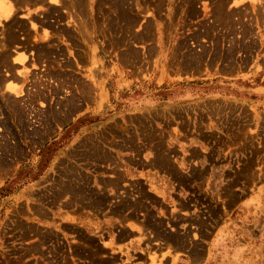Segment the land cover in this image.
<instances>
[{"label":"rangeland","instance_id":"1","mask_svg":"<svg viewBox=\"0 0 264 264\" xmlns=\"http://www.w3.org/2000/svg\"><path fill=\"white\" fill-rule=\"evenodd\" d=\"M49 1L55 4L3 0L0 20L6 16L20 29L22 59L13 67L26 74L24 84L39 89L30 90L31 99L44 92L45 84L37 85L46 79L29 74L49 72L55 104L61 93L78 89L90 111L80 138L39 177L28 164L8 175L22 149L18 142L6 143L13 135L4 129L3 137L0 129V264H168L155 249L139 248L145 234L156 243L171 238L188 244L190 236L198 238L192 264H221L229 258L221 255L222 248L230 245L223 238L208 245L211 231L232 220L237 235V204L244 195L237 190L255 165H264V119L260 129L254 111L264 106V0ZM20 7L26 18L9 15ZM53 24L51 39L46 25ZM91 56L100 61L98 77L111 75L112 68L132 76L104 81L106 101L100 110L91 103ZM176 78L183 80L168 82ZM126 100L150 106L124 112L130 108ZM26 112L24 105L19 116L24 142L31 137ZM76 132H69L70 141ZM169 135L181 141L180 150L165 144ZM255 136L263 137V160ZM143 145L157 164L167 166L168 191L165 182L161 191L135 183L104 192L99 177L115 171L113 155ZM196 157L214 174L184 169ZM171 159H179L184 171ZM182 205L191 210L185 218L177 216ZM62 213L69 214L67 220L60 219ZM127 226L135 231L128 234ZM133 235L139 238L132 240ZM241 260L253 264L245 254Z\"/></svg>","mask_w":264,"mask_h":264},{"label":"crops","instance_id":"2","mask_svg":"<svg viewBox=\"0 0 264 264\" xmlns=\"http://www.w3.org/2000/svg\"><path fill=\"white\" fill-rule=\"evenodd\" d=\"M3 0H0V2ZM46 3L54 5L49 0H45ZM31 5L34 4L30 1ZM37 4V3H36ZM18 8L13 13L9 15L14 16L16 19L21 20L26 18L27 11ZM0 9V15H1ZM23 11V12H20ZM29 14L33 16L36 13L35 8H29ZM7 17L4 16L0 21V129L4 131L7 129V133L12 134V138H9L6 143H11L14 141L18 142L21 146L20 159H15L10 167V172L8 175L17 174L19 170H22L27 164L32 168L33 175L36 174L37 177L45 175L48 171L54 168L56 165L57 157L60 153L66 152V148L69 144H72L77 139L80 138L83 131L86 130V117L89 115L90 108H87V102L84 97L80 95L78 89H74L71 93H61L58 97L61 102L54 103L53 97V75L49 72H31L29 74L30 79H46V82H42L38 88L42 89L44 84V92L41 90L40 95H36L35 99L30 98V90L38 92L39 89H33L24 84L27 79L26 74L16 71L13 66H17L21 63V36L17 33L20 29H17V25L7 23ZM50 29L51 35L49 38L53 39L54 27L55 25H46ZM65 27V26H64ZM27 28L30 32H33L32 27L27 24ZM1 33H3L1 35ZM44 39L43 36L39 40ZM48 40V38H46ZM38 41V40H37ZM36 41V42H37ZM33 42L32 35L30 36V43ZM31 56H27V60L30 61ZM89 72L94 80L95 86V96L91 99V103L94 101L93 110H100L104 106L105 100V88L104 81L107 78L117 79H127L131 80L132 76L126 71H116L112 68V74L106 73L104 78L98 77L97 66L100 62L95 56L88 58ZM13 67V70H3L4 67ZM95 66V67H94ZM79 76L83 77V74L79 72ZM85 81V79H81ZM183 80V78L168 80L169 83L174 84L177 81ZM51 81V82H50ZM167 81V80H166ZM264 86L261 87V90ZM51 93V96L48 94ZM118 91L115 90V96H117ZM51 97V98H50ZM128 107L125 111H144L146 107L150 106L147 101L141 100L137 102H132L131 100H126ZM91 103L89 105H91ZM27 105V112L25 113L28 117V124L25 128L30 131V139L23 141L19 137L21 133V117L20 109L22 106ZM259 108H254L255 115L260 116L261 123L259 125L262 129V119L264 116V106L263 103L258 104ZM71 107H75L71 111ZM34 121V122H33ZM76 130L77 132L73 136L72 141L69 140L68 134L70 131ZM3 137L6 136V130L4 131ZM9 137V136H8ZM71 142V143H70ZM181 141L177 140L175 136L169 135L166 137L165 144L170 146H177L176 149L180 150L178 144ZM255 148H260L259 159L263 160L262 144L263 137H254ZM68 144V146H67ZM194 143H190L189 146L192 148ZM148 146V145H147ZM183 154L187 152L181 151ZM179 153L178 158L181 157L182 153ZM189 155L192 151H188ZM146 146L131 148L128 151L122 153H115L113 155V162L116 163L115 171L101 173L99 181L103 184L104 192H119L125 190V187L139 183L145 186L147 191H153L150 189L151 185L156 186V191H161L162 185L166 182L165 191H168V186L170 179H168L169 173L167 171V166L165 164H157L155 158ZM196 162L190 163L186 162L184 169L188 168H205L207 174H214L213 171L209 172V165H205L204 162H200L201 158L196 157ZM174 160V159H173ZM171 159V161H173ZM178 160L173 161L175 166L180 170L184 169L178 163ZM99 166H102L99 163ZM111 165L110 167H112ZM108 168L107 164L104 166ZM253 169V174L251 178H245L243 182V187L238 188L239 196L242 195L237 204L238 209V229L237 235L232 228L233 221L229 223L225 222L223 225L213 228L209 239L207 241L208 245H213L216 240L223 238L230 246L222 248L223 252L221 255L224 257H229L223 260L221 264H241L242 261H237L239 255L245 254L250 257L248 262L253 264H264V165L261 163L255 165ZM94 175V174H93ZM39 179L36 180L38 182ZM170 205L169 207H171ZM186 208L182 205V209L178 212V217L185 218L186 213L191 214V210L185 211ZM69 214H60L61 220H67ZM134 221V220H133ZM128 221L125 223L127 224ZM183 229V228H180ZM186 229H184L185 231ZM135 230L127 226L128 234L134 232ZM180 231V230H179ZM132 240H137V235L132 236ZM141 240V241H140ZM145 240V241H144ZM156 240H150V234L144 235V239H138L141 242V250L147 251L146 247H151L155 249L157 257L163 258L168 264H177L182 262H187L192 264L191 257L194 251L197 249L195 247L198 243V238L194 239L190 236L189 243L183 244L173 241L171 238L165 241L155 242ZM203 241V240H201ZM137 242V244H138ZM187 243V242H186ZM135 245L136 242H133ZM140 252V251H139ZM146 255V254H145ZM235 255H237L235 257ZM244 264V263H243Z\"/></svg>","mask_w":264,"mask_h":264},{"label":"bare ground","instance_id":"3","mask_svg":"<svg viewBox=\"0 0 264 264\" xmlns=\"http://www.w3.org/2000/svg\"><path fill=\"white\" fill-rule=\"evenodd\" d=\"M1 2H2V3H1ZM1 2H0V3H1V8L3 7V8L1 9V10H2L1 12H4V11H3V10H4V6H3L4 3H3V1H1ZM23 4H24V3H23ZM5 10H7L6 6H5ZM8 11H9V13L11 12L10 10H8ZM6 12H7V11H6ZM7 13H8V12H7ZM11 13H13V12H11ZM4 14H6V13H4ZM1 15H3V14H1ZM0 17H1V16H0ZM2 17H3V16H2ZM8 18H9V17H8Z\"/></svg>","mask_w":264,"mask_h":264}]
</instances>
